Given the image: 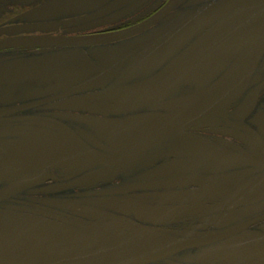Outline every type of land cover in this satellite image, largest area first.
Segmentation results:
<instances>
[{
  "label": "flooded vegetation",
  "instance_id": "flooded-vegetation-1",
  "mask_svg": "<svg viewBox=\"0 0 264 264\" xmlns=\"http://www.w3.org/2000/svg\"><path fill=\"white\" fill-rule=\"evenodd\" d=\"M159 248L264 264V0H0V264Z\"/></svg>",
  "mask_w": 264,
  "mask_h": 264
},
{
  "label": "water",
  "instance_id": "water-1",
  "mask_svg": "<svg viewBox=\"0 0 264 264\" xmlns=\"http://www.w3.org/2000/svg\"><path fill=\"white\" fill-rule=\"evenodd\" d=\"M210 9V8H208ZM206 9V10H208ZM216 9V8H215ZM205 10V11H206ZM214 11V10H213ZM212 10H208L206 12V17L212 16ZM205 14H198L194 17L199 18L202 20L204 18ZM187 25V23L180 24L178 28H183V26ZM174 32H179V30H176ZM107 40H111L109 38H95V39H76V40H63L61 41L62 44H73V45H82V44H91V43H101L106 42ZM18 44H21L24 46L26 45H38L40 44L39 41H22ZM15 45V44H13ZM12 45V46H13ZM16 46V45H15ZM43 234L40 233H22L21 236L24 238H30V239H43ZM173 249L169 248H159V249H136V250H129V251H117V250H108L104 254H100L98 256H95L91 259H85L81 260L84 262H87L89 264H142L149 262L151 260H154L156 258L164 256L166 253L171 251ZM57 263V262H55Z\"/></svg>",
  "mask_w": 264,
  "mask_h": 264
}]
</instances>
